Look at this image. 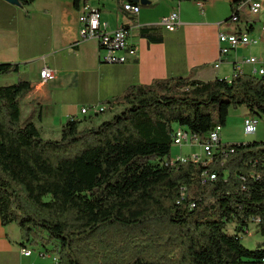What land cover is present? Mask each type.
Returning a JSON list of instances; mask_svg holds the SVG:
<instances>
[{
  "label": "trees",
  "instance_id": "trees-1",
  "mask_svg": "<svg viewBox=\"0 0 264 264\" xmlns=\"http://www.w3.org/2000/svg\"><path fill=\"white\" fill-rule=\"evenodd\" d=\"M60 1L81 8L82 0ZM242 1L229 22H243ZM245 24L252 34L254 23ZM151 30L143 37L162 42ZM20 69L0 63V76ZM31 90L25 79L0 86V220L20 228L21 247L40 248L54 258L47 264H264V247L242 243L253 226L264 237V141L221 144L210 162L167 166L177 128L206 139L231 109L264 116L263 79L136 85L107 101L104 112H116L109 120L71 117L58 140L22 122Z\"/></svg>",
  "mask_w": 264,
  "mask_h": 264
},
{
  "label": "crops",
  "instance_id": "crops-1",
  "mask_svg": "<svg viewBox=\"0 0 264 264\" xmlns=\"http://www.w3.org/2000/svg\"><path fill=\"white\" fill-rule=\"evenodd\" d=\"M27 1L23 5L21 1L10 4L0 0V63L21 65L20 73L4 76L12 81L29 64L32 75L36 73L37 78L29 80L32 90L21 106L26 108L25 120L36 124L44 139L58 140L52 135L59 134L69 118L84 116L86 120L93 108L106 109L107 101L133 86L150 85L155 80L172 77H191L200 82L231 80L233 64L246 59H238V52H231L232 60L227 63L226 58L225 64L215 68L220 57L219 35L224 33L223 23L237 24L231 33L246 25L241 27L242 22H229L236 0L197 3L131 0L141 8L138 16H128L122 11L124 16H119L120 10H117L116 22L102 20L109 32L121 27L128 29L131 44L138 48L137 55L124 65L101 63L98 42L82 41L80 16L85 6L92 7L90 2L85 1L76 10L70 1ZM187 6L197 9L196 20L191 21ZM158 8L162 10L155 14ZM97 9L101 11L99 5ZM174 12L180 15V25L175 31H168L161 26V21ZM143 29H152L151 34L163 41H149L143 37ZM255 33L256 30L252 35ZM259 37L258 33L254 38ZM33 60H41V64L33 67ZM224 65H229L231 77L222 73ZM45 67L53 72V79L40 78V71ZM244 71L251 75L254 67L244 64ZM83 109H88L89 114L83 115ZM93 122L90 119L86 124ZM20 243V228L16 224L3 226L0 220V264H24Z\"/></svg>",
  "mask_w": 264,
  "mask_h": 264
},
{
  "label": "built area",
  "instance_id": "built-area-1",
  "mask_svg": "<svg viewBox=\"0 0 264 264\" xmlns=\"http://www.w3.org/2000/svg\"><path fill=\"white\" fill-rule=\"evenodd\" d=\"M123 12L132 17H136L140 14L141 8L139 5H135L130 1L123 2ZM238 12L246 11L250 16L258 18L264 14V0H244L237 6ZM242 14V13H241ZM101 11L92 7H86L80 16V22L82 24L81 39L82 41L95 40L98 42L101 52V63L108 65H124L131 58L135 57L138 53V48L130 42V32L125 27L109 32L107 31V23H103L101 19ZM238 21L237 17L234 16L233 22ZM180 25V15L178 12L172 13L170 16L165 17L161 21V26L168 31H175ZM259 39L254 38L252 34L247 30L246 25L233 33H220V57L215 65L218 69L231 52L241 48H248L264 44V22L259 31ZM244 64H248L254 67V71L251 76L264 80V58L251 57L245 59V61H236L233 64L234 75H245ZM248 75V74H247ZM40 78L43 81H48L54 78L53 72L45 67L40 71ZM97 113L104 112V108L95 110ZM83 115L89 114L88 109L82 110ZM259 126V120L255 117H246L244 121L245 134L252 136L257 134ZM223 131L222 126L216 127L207 137L201 138L197 135L177 128L173 135L174 146L182 147L185 144H201L205 153L210 157L202 161L198 156L190 158L180 157L176 160L170 158L167 166H174L178 162L186 163L193 161L194 163H206L212 160L214 153L218 152L219 147L222 144L221 133ZM216 175H211L210 180L215 181ZM20 252L23 258L29 259L34 255V249L26 245L20 247ZM40 258L46 259L48 256L44 254H38Z\"/></svg>",
  "mask_w": 264,
  "mask_h": 264
},
{
  "label": "rangeland",
  "instance_id": "rangeland-1",
  "mask_svg": "<svg viewBox=\"0 0 264 264\" xmlns=\"http://www.w3.org/2000/svg\"><path fill=\"white\" fill-rule=\"evenodd\" d=\"M85 1H88L91 3L92 8H96L99 5L100 9H101V18L102 20L105 21H109L111 23L116 22V11L120 10V15L122 14V6H123V2H126L127 0H82L81 5H83V3ZM152 10V9H151ZM162 9L158 8V10H156V13H160ZM187 13L192 16L191 21L196 20V15H197V9L194 6H187L186 7ZM122 11V12H121ZM157 17L155 16L153 18L156 19ZM242 20L243 22L240 24L241 27L244 26V24L247 21H251L254 23L255 25V30L256 33L255 35L253 34V37H257L260 28L262 26V23L264 22V14L260 15L258 18L250 16L246 11L242 12ZM158 22V21H157ZM223 23V21H222ZM235 25L237 24H232V23H223V27L224 30L222 32L224 33H231V31H233V29L235 28ZM226 27V28H225ZM234 53L238 52V59H243V58H251V57H256V58H264V44H260L258 46H254V47H248V48H241L238 49L237 51H233ZM232 55V54H231ZM228 56L227 57V63L228 61H231L232 57ZM32 65H34L33 67H35L36 65H40L41 64V60L40 61H31ZM225 62V63H226ZM224 63V64H225ZM25 70H22V74L20 76H16L15 77V81H12L11 78L9 77H4V76H0V86H7V85H11V84H15L19 81L20 78L25 79V80H31V79H36V73H34V75H32L33 73L30 72L31 71V66L30 64L28 65V67L24 68ZM223 74H226V77H231V73H230V67L229 65H224L223 66ZM19 78V79H18ZM25 105H23L22 110L24 112V115L22 116V122L24 123L25 120ZM116 112H110L109 110H107L104 113H97L91 111L90 116H92L94 119L93 124L94 125H99L101 123H103L104 121L109 120ZM246 117H257V119L259 120V126H258V132L255 135L252 136H248L245 134V130H244V121ZM79 120H83L84 116H79L78 118ZM56 134V133H55ZM52 138L55 139H60L61 138V132H59V134L56 135H52ZM221 140L223 142V144H237V143H249V142H262L264 141V116L260 117L256 116V115H251L248 110L245 107H241L238 109H231L230 110V114L227 120V125L226 127L223 128V131L221 133ZM193 156H198L199 159L205 160L206 158H210L204 151L203 146L199 143L197 144H192V143H188L183 145L182 147L180 146H173L172 151H171V155L170 158L176 160L180 157H185V158H190ZM230 229L232 230L233 227L231 226ZM243 245L250 249V250H255L258 247H264V237L260 235V233H258V231L256 230L255 226L251 227V233L249 235H245L243 237L242 240ZM39 247V246H38ZM34 249V255L32 256V258L29 259H25L24 264H47L49 262H52V260L54 259L52 256L48 255V257L46 259H42L39 257V253L42 254L40 251V248H33ZM49 254V253H48Z\"/></svg>",
  "mask_w": 264,
  "mask_h": 264
},
{
  "label": "water",
  "instance_id": "water-1",
  "mask_svg": "<svg viewBox=\"0 0 264 264\" xmlns=\"http://www.w3.org/2000/svg\"><path fill=\"white\" fill-rule=\"evenodd\" d=\"M6 2L10 3V4H19V1L20 0H5ZM131 3L135 4V5H138L137 3H135L134 1H131Z\"/></svg>",
  "mask_w": 264,
  "mask_h": 264
}]
</instances>
